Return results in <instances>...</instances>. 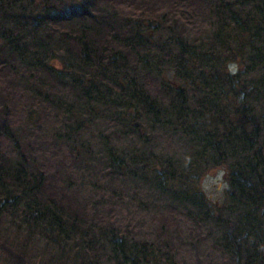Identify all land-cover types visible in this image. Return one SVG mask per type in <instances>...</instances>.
I'll list each match as a JSON object with an SVG mask.
<instances>
[{
  "label": "rangeland",
  "instance_id": "obj_1",
  "mask_svg": "<svg viewBox=\"0 0 264 264\" xmlns=\"http://www.w3.org/2000/svg\"><path fill=\"white\" fill-rule=\"evenodd\" d=\"M73 1L48 0L46 5L62 8ZM122 1L101 2L103 7L115 4L121 24L131 13L120 7ZM125 1L127 5L136 4V0ZM182 1V13L172 14L174 24L164 28L163 23L159 31L147 29L145 32L154 44L180 38L189 44L195 41L200 47H207L216 29L212 0ZM141 2L156 4L154 10L158 16L175 8L174 0ZM247 7L245 11L250 9ZM28 11L6 10L2 13L4 16L0 14V27L11 28V22L19 20L20 15L27 19ZM51 23V29L56 31L58 25L54 18ZM41 37L43 43L39 46V41L27 36L23 62L0 45V61L4 64L0 68V149L7 151L12 161L44 170L49 177L46 192L60 190L65 205L70 200L75 211L94 225L104 226L105 231L120 227L136 241L148 239L156 245L167 244L175 260L182 264H234L223 249V227L217 226L214 218L220 216L217 209L226 205L225 171L245 160L241 159L244 154L239 147L225 146L224 117L220 113L210 117L213 120L209 127L225 149L217 157L204 148L199 128L190 130L194 120L189 118L181 125L169 107L168 98L163 96V81L175 86L181 84L176 82L177 68L170 64L141 70L135 81L142 83L143 78L149 82L150 92L156 97V108L165 109L161 117H147L141 110L129 115L125 108L114 107L110 99L107 103L103 98L86 103L78 98V85L81 81L88 85L96 79L95 69L75 62L78 56H73V49L72 55L67 48L58 49L62 46L57 41V33L50 38ZM245 50L244 57L255 55L249 48ZM172 51L178 52L176 47ZM37 58L44 60L58 76L51 77L44 70L33 71L37 68ZM247 65L250 64L245 59L242 68ZM237 67L230 61L224 72L233 73ZM126 78L121 81L126 82ZM244 81L249 83L251 108L256 115H264V68L258 67ZM227 102L225 99L224 111L229 109ZM260 127L264 156V122ZM113 155L118 161L112 164ZM163 172L166 176L161 179ZM168 176L173 179L169 180ZM184 177L191 180L195 177L196 184L194 181L183 184ZM186 191H190L192 199L201 198L202 207L181 201ZM20 211L19 206H8L0 213V242L5 249L0 251V264L89 262L77 242L61 241L59 245L53 238L47 239L37 226L19 217ZM262 255L264 262V248ZM95 263L114 264L109 259L108 246Z\"/></svg>",
  "mask_w": 264,
  "mask_h": 264
},
{
  "label": "trees",
  "instance_id": "obj_2",
  "mask_svg": "<svg viewBox=\"0 0 264 264\" xmlns=\"http://www.w3.org/2000/svg\"><path fill=\"white\" fill-rule=\"evenodd\" d=\"M47 1L0 0V14L17 8L31 11H28L27 19L20 15L19 20L12 21L11 28L0 27V45L23 62L27 36L42 46L41 36L50 38L57 33V41L62 46H57L58 49L67 48L70 54L73 49V56H78L75 62L96 71V79L89 81L88 85L79 82L78 98L86 103L102 98L107 103L110 99L114 107L125 108L129 115L141 110L147 117L154 118L161 117L165 109L156 108V97L150 92L149 82L142 78L143 82L138 83L136 78L141 70L150 71L152 65L157 69L165 64L174 65L177 68L176 82L181 84L175 86L163 81V96L168 98L177 121L182 125L189 118L193 119L190 130L196 131L198 127L203 138L201 143L205 146L202 147L219 157L225 149L218 144L216 133L209 126L213 120L210 117L220 113L226 120L225 146L239 147L244 154L241 159L245 161L225 171L228 183L225 203L228 206L218 208L220 216L213 217L217 226L223 227V249L234 264H264V156L260 144V125L264 122V115H256L251 108L249 83L244 81L258 67L264 68V0H236L232 3L212 0L216 29L205 48L195 41L189 44L180 38L154 44L149 39L150 34L145 32L147 29L159 31L163 23L166 24L164 28L174 24L172 14L182 13V0H174L173 12L159 16L154 10L156 4L136 0V4L127 5L123 0L120 7L131 10V13L122 24L117 19L115 4L101 5L108 0H75L73 5L70 3L62 8L46 5ZM247 6L250 9L245 11ZM53 18L58 25L56 31L51 29ZM174 47L178 51L175 54ZM245 48L255 55L244 57ZM245 59L250 65L243 69ZM230 61L238 67L235 72L226 73L224 67ZM35 64L37 68L33 71L44 70L51 77L58 76L44 60L37 58ZM3 65L0 61V68ZM125 77L127 81H121ZM192 93L198 94L194 96ZM225 99L229 104L227 111L223 110ZM116 158L113 155L110 162H117ZM163 174L161 179L166 176ZM48 179L44 170L12 161L7 151L0 149V213L8 206L21 207L19 217L37 226L47 239L53 238L59 245L61 241L77 242L79 250L89 258L86 264H96L107 246L109 259L114 264H182L175 260L174 252L167 244L156 245L148 239L136 241L120 227L105 231L104 226L94 225L71 207L70 200L66 205L63 203L65 198L60 190L48 194ZM182 179L185 184L196 178ZM192 183L196 184L195 181ZM197 198L192 199L190 191H186L181 201L200 208L203 202ZM2 249L4 243L0 242V251Z\"/></svg>",
  "mask_w": 264,
  "mask_h": 264
}]
</instances>
